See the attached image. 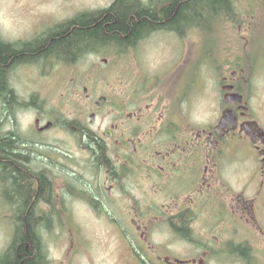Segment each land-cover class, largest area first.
I'll list each match as a JSON object with an SVG mask.
<instances>
[{
	"label": "flooded vegetation",
	"instance_id": "obj_1",
	"mask_svg": "<svg viewBox=\"0 0 264 264\" xmlns=\"http://www.w3.org/2000/svg\"><path fill=\"white\" fill-rule=\"evenodd\" d=\"M115 1L71 12L70 21L78 16L102 20L101 11ZM125 1L157 10L173 3ZM227 2L226 12L233 13L237 2ZM258 2L262 8L258 22L249 15L239 16L246 23L236 31L250 53L255 44L263 48L257 57L239 54L220 59L214 50L207 53L210 61L202 59L204 70L187 88L176 91L168 76L164 85L142 88L144 79L134 88L145 91L152 102L134 101L136 111L127 117L126 98L121 93L113 108L118 117L109 124L94 127L96 113L108 103L106 96H101L105 99L101 106L96 101L88 125L70 123L78 156L71 151L68 182L59 181L57 142L46 136L58 121L42 117L39 99L26 100L23 89L15 79L11 81L16 69L39 63L18 62L8 68L7 107L0 101V138L11 143L13 150L0 159V186L6 202L4 220L13 231L8 247L0 253V263L11 249L18 258L22 256L15 244L21 229L28 241L24 242L25 253L41 264H51L59 215L74 226L75 218L86 212L113 227L125 250L119 257L125 264H264V95L256 96L262 92L257 87L262 77L257 69H264V0ZM228 14H213L211 40L215 45L234 28L235 18ZM241 28L246 36L239 33ZM187 29L155 28L124 47H112L114 52H104L109 47H102L92 56L109 54L117 61L136 58L140 48L156 37L168 36L178 46L183 36L199 34L192 25ZM185 51L183 44L172 56L182 58ZM204 89L208 90L203 96L209 112L195 119L186 103ZM27 110L34 124L32 138L22 124ZM14 181L22 187V199L12 187ZM29 215L36 221L45 220L46 225L28 232Z\"/></svg>",
	"mask_w": 264,
	"mask_h": 264
},
{
	"label": "rangeland",
	"instance_id": "obj_2",
	"mask_svg": "<svg viewBox=\"0 0 264 264\" xmlns=\"http://www.w3.org/2000/svg\"><path fill=\"white\" fill-rule=\"evenodd\" d=\"M109 1L0 0V38L9 44L30 41L42 33L49 32L50 29L48 30V28L70 20L71 12H78L98 4L107 6ZM233 1L237 2L236 12L239 16L249 15L251 20L258 22L259 15L262 16V8L258 0ZM237 26L234 24V28H229L225 32V38L219 40L218 45H215L216 42L213 43L211 40L214 38L215 31L212 36L210 35L211 32L185 35L178 46H176L178 43H175L178 41L171 43L170 37L159 36L141 47L136 58L128 57L122 59L124 61H117L114 56L102 53L97 57H93L91 54L72 68L48 59L36 67L13 70L11 81L15 79L16 85L23 89L21 93L25 95L24 98L27 100L31 99L32 96L37 97L40 106H42L41 110H38L42 117L60 122V124L56 123V128L52 132L46 133V136H52L57 142L59 181H70L71 151L74 152L75 156H78L77 152L74 151L76 148L73 146L71 138L73 132L70 131V123L79 122L88 125V115L93 108H96L95 104L99 96H106L108 103L96 113L94 127L105 126L118 117L116 112L113 113V108L118 100L117 95L121 93L126 98V117L128 112L136 111L134 101L145 98V101L152 102L145 91H136L134 85L138 81L142 82L147 79L146 83L141 84L142 88H147L154 84L164 85L169 77L168 82L176 86V91H180L183 86L184 88L189 86V83L194 80L195 75L200 70H204V67L200 68L202 59L211 60V56H208L207 53L210 54L216 50L221 55L220 59H233L239 54L241 56L251 54L257 57L263 48L260 50V47L255 44L250 53L249 48L243 45L245 42L237 38ZM239 33L246 36L243 28ZM183 44L186 45L187 50L185 53L182 52L184 53L183 57L172 56ZM107 51L114 52V49L109 47L104 52ZM102 58L106 59L107 62L102 63ZM262 69L260 67L257 69L262 75L257 87L262 92L256 96L264 95V69L263 71ZM202 73L206 72L203 71ZM166 76L168 77L166 78ZM84 87L87 88L86 93L83 92ZM207 94L208 90L204 89L202 94L199 93L198 96L188 98L186 106L188 109L191 108L193 118L202 119L206 116L207 111L209 112V108L206 107L209 105L205 103L203 96ZM61 122L66 124L63 125ZM22 124L27 137H34L32 114L28 110L22 115ZM52 138H49L47 142L50 143ZM40 160L44 161V158H40ZM45 161L48 159L45 158ZM43 166L45 165L43 164ZM4 195L3 187L0 186V253L8 247L13 231L7 222L8 220H4V215L7 214ZM82 213L87 215L86 212ZM83 214L75 218L74 226L70 220L59 215L57 222H55L56 237L51 244L53 249L50 252L49 263H128L119 259L125 250L121 240L113 233V227L108 223Z\"/></svg>",
	"mask_w": 264,
	"mask_h": 264
},
{
	"label": "trees",
	"instance_id": "obj_3",
	"mask_svg": "<svg viewBox=\"0 0 264 264\" xmlns=\"http://www.w3.org/2000/svg\"><path fill=\"white\" fill-rule=\"evenodd\" d=\"M228 6L227 0H173L170 6L157 10L149 9L148 4L140 2L116 0L109 8L101 11L100 14L105 16L102 20L91 21L90 16H78L71 21L67 20L47 32L46 35L49 34L47 37L51 39H46L47 37L42 35L31 41L14 44L5 43L0 39V101L6 108L8 104L7 91H5L6 77L8 68L15 63L43 64L48 59H52L72 68L102 47L117 49L120 46L124 47L159 27L168 26L182 32L184 27L187 29L192 25L194 31L200 34L211 32L212 36L213 14L215 12L228 14L226 12ZM233 13H229L228 16L235 18L234 24L246 23L238 18L236 10ZM11 150L13 145L5 143L0 138V159ZM11 159L15 160L13 156ZM43 186L45 185L42 184L41 189H45ZM12 187L16 190V195L22 199L23 191L20 184L14 181ZM45 225V220L36 221L29 215L28 232L42 229ZM20 230L15 244H19L18 254L22 256L18 258L11 249L10 255L8 253L0 264H41L40 259L25 253L24 242L28 243V241L25 232Z\"/></svg>",
	"mask_w": 264,
	"mask_h": 264
},
{
	"label": "water",
	"instance_id": "obj_4",
	"mask_svg": "<svg viewBox=\"0 0 264 264\" xmlns=\"http://www.w3.org/2000/svg\"><path fill=\"white\" fill-rule=\"evenodd\" d=\"M103 101H104V98H99L98 99V105H101L102 103H103ZM94 117V115H90V118L92 119Z\"/></svg>",
	"mask_w": 264,
	"mask_h": 264
}]
</instances>
